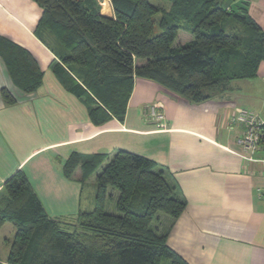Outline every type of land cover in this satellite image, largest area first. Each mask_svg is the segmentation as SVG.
Segmentation results:
<instances>
[{"label": "trees", "instance_id": "16d2710c", "mask_svg": "<svg viewBox=\"0 0 264 264\" xmlns=\"http://www.w3.org/2000/svg\"><path fill=\"white\" fill-rule=\"evenodd\" d=\"M32 1L41 11L35 36L49 30L57 40L51 47L58 60L54 74L97 126L123 120L134 78L198 103L217 97L232 80L254 78L264 62V30L244 3L231 4L235 0H169L168 9L158 0H109L112 18L99 14L97 0ZM157 15L160 33L152 36ZM179 31L192 40L174 46ZM0 57L14 86L35 93L43 74L32 55L0 39ZM0 93L7 104L15 102L5 88ZM104 160L72 156L63 174L69 178L79 167L86 179ZM155 169L153 161L117 151L96 178L94 210L64 228L46 215L26 175L16 171L3 186L0 207V229L6 223L15 228L6 264H187L151 228L157 214L176 219L185 209ZM109 189L118 192L117 215L105 212Z\"/></svg>", "mask_w": 264, "mask_h": 264}, {"label": "crops", "instance_id": "0c3cea01", "mask_svg": "<svg viewBox=\"0 0 264 264\" xmlns=\"http://www.w3.org/2000/svg\"><path fill=\"white\" fill-rule=\"evenodd\" d=\"M242 3L264 30V0L231 4ZM98 6L100 15L113 17L109 0ZM40 13L32 0H0V39L28 51L43 74L35 93L25 95L0 57V92L5 88L15 100L7 104L0 93V207L6 180L21 170L46 215L63 228L73 225L79 214L94 210L101 169L117 151H126L153 161L185 204L178 218L157 214L151 223L172 252L187 264H264V154L245 161L237 144L241 126L231 121L245 109L264 122V62L254 78L232 80L217 97L198 103L134 78L123 120L112 118L97 126L82 100L54 74L58 60L51 47L56 40L44 30L41 39L35 36ZM181 35L185 40L178 45L193 38ZM150 104L161 105L166 131H158L144 117ZM94 155L105 160L88 178L79 167L71 177L64 176L63 167L72 156ZM115 192L108 190L116 210ZM105 212L114 215L106 206ZM12 240L1 239L7 248L0 264H6Z\"/></svg>", "mask_w": 264, "mask_h": 264}, {"label": "built area", "instance_id": "2783aa9c", "mask_svg": "<svg viewBox=\"0 0 264 264\" xmlns=\"http://www.w3.org/2000/svg\"><path fill=\"white\" fill-rule=\"evenodd\" d=\"M144 117L152 122L158 131H166L165 117L160 104H150L144 108ZM232 123L241 126L237 144L245 161H256L257 154H264V122L254 113L245 109L237 111ZM264 163V158L262 159Z\"/></svg>", "mask_w": 264, "mask_h": 264}, {"label": "rangeland", "instance_id": "374dc122", "mask_svg": "<svg viewBox=\"0 0 264 264\" xmlns=\"http://www.w3.org/2000/svg\"><path fill=\"white\" fill-rule=\"evenodd\" d=\"M106 0H97V3H99V2H105ZM159 2H157V3H159V5H161V6H163L164 8H166V9H168L169 8V0H158ZM153 3H154V1H152ZM156 2V1H155ZM159 18H160V16L158 17V15L155 17V21H156V24H155V26H154V30H153V32H152V36H156V35H158L159 33H160V29H159V25H158V21H159ZM45 31V30H44ZM46 33H45V35H54L53 33H52V31H45ZM181 34H184L185 36H187V35H191L190 33H188V32H185V31H179L178 32V36H177V38H176V40H175V42L173 43V45L174 46H176V45H178V44H180V43H183L184 42V38H183V35H181ZM54 39L56 40V38L54 37ZM180 42V43H179ZM55 44V45H54ZM54 46H57L58 44H57V40H56V43L54 42ZM117 192H115V195H117L116 194ZM115 198H114V196H112V199H109L108 201H107V204H106V211L107 212H109V213H111V212H114V215H117L118 213H117V211L114 209L115 208ZM77 223H78V221H77ZM14 234H15V231H14V228H13V226L10 224V223H6L5 225H4V228H3V231L0 233V258L2 259L3 258V255H4V253L6 252V244H4L2 241H1V239L3 238V237H5V238H7V239H10V240H12L13 238H14ZM166 259H163V261H162V263L161 264H165L166 263ZM168 263V262H167Z\"/></svg>", "mask_w": 264, "mask_h": 264}, {"label": "bare ground", "instance_id": "6f19581e", "mask_svg": "<svg viewBox=\"0 0 264 264\" xmlns=\"http://www.w3.org/2000/svg\"><path fill=\"white\" fill-rule=\"evenodd\" d=\"M105 6V5H104ZM104 8V7H103ZM109 10V9H108ZM106 12V11H105Z\"/></svg>", "mask_w": 264, "mask_h": 264}]
</instances>
